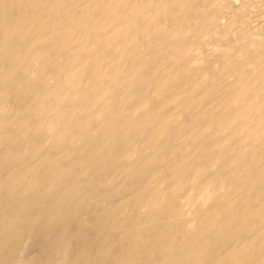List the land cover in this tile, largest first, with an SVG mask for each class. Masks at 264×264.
<instances>
[{"label": "rangeland", "instance_id": "rangeland-1", "mask_svg": "<svg viewBox=\"0 0 264 264\" xmlns=\"http://www.w3.org/2000/svg\"><path fill=\"white\" fill-rule=\"evenodd\" d=\"M57 1L56 0H27V1L0 0V89H1L0 90V149H1L0 150V172H1L0 173V192H1L0 193V264H124V263L125 264L127 263L128 264H157V263L181 264L182 261H185L182 264H239L238 261L241 260L240 262H242L245 258H241V256L240 258H238V256L236 255L238 253L237 250H239L237 249V245L242 244L243 242H244L243 243L244 246L245 243H247L245 246L246 248L245 250L246 251L249 250V251L244 252L246 254L248 253V255L246 254L243 255V253H240L242 254V257L247 256L249 258L252 255L253 259L249 258V260H247L248 262L250 261L249 264H253V263L262 264L261 262L264 261V249L260 248L259 245L258 247H256L255 245H251V247L248 246L247 248V245H249V241L251 244H253V239L255 238L257 230L259 229L258 226L262 223L260 219L258 218L255 219V217L252 216V211H250L252 210L251 206L254 207V208L252 207L253 209L255 210L257 209L258 205L256 203H258L259 197L257 198L256 197L257 194H256L254 196V200L252 199L253 205L251 204V202H248L249 206L247 205L245 209H243L242 208L243 206L241 207L240 205H242L241 198L243 200L242 196L244 195V191H245L246 182L244 178H241L240 181L238 182L237 181L235 182L236 179H234L233 182L234 177L230 176V179H232L231 183H229L230 185L227 183L226 185L227 187L226 186L224 188L219 187L218 182L216 181L218 180L220 173L227 174L229 173V171H231L230 165L227 163L226 160H221L218 164L214 162L216 160V157L215 159L212 157H213V153L214 154L216 153V149H212L213 142L208 138V136L206 135L201 136V132L199 130H198L199 131L198 138H196L195 141L192 140L191 142L189 141L188 143L186 142L187 140H183L186 137H188L189 131H191L190 123L194 119V117L193 118L191 117L190 119V117H188L189 114H187L188 116L186 115V117L184 115L176 116L178 117V121L176 122V125L178 126H176L174 130L171 129L172 132L170 133L171 136L169 135L170 137H167L166 139L162 138L158 143L156 141L155 143H152L154 142L152 141L153 137L149 135H148L149 137L146 135H140L143 136L141 138L140 136L138 137L136 135H132L131 139L129 138L131 134L127 135L128 137H125L124 138L125 140L123 139L120 143L121 145L120 150L116 151L117 153H115L116 155L119 154L120 156L112 155L113 157L112 156L111 157L112 158L116 157V159L114 158L115 160L111 162L110 166L108 164L105 165V163H101L100 161L102 160V158L105 159V155L108 156L109 154H101L99 155V158L100 156L102 157V155L103 157L101 159L97 158L100 161L99 164L101 167L98 166L99 164H96L98 162L96 160L91 162L86 161L87 165L85 164V162H80L81 160L77 161V159H74L73 161L70 160V162L62 161V163H60L61 160L59 159V157L61 158L63 155H65L66 151L64 152L63 149L66 150L67 149L66 146L68 145L67 142H65L64 144V141L63 142L58 141L56 143L54 142L51 145L52 149H48L49 145L46 143V139L49 134V132H47L48 131L47 122L50 119V117L52 118V115H56L55 113L56 110H53L52 107L50 106H49L50 108L47 106V108L49 109H46L45 106L43 107L44 103L43 105L42 103H40V107H42V109H38V110L41 112H39L38 110L34 111L36 108L35 105L37 106V104H39V102L37 101L39 98L38 93L39 95L43 94V96H41L42 98L44 97L46 98V95L43 92H40V90L39 92H37L36 95L35 93L33 94L31 93L27 95L26 94L19 95L16 92L15 86L14 84H12L13 82L9 79V75H10L9 73L11 71V67H13L11 66L13 63H10L12 62V60L10 59L11 56L9 55H12L11 52L14 49L32 50L33 48L31 47L35 48L37 46L34 45L36 44L34 43L36 42V40L37 41H39L40 39L42 40V37L44 38L45 35H48L45 36L46 38L50 36H54L58 32L56 31L55 34L54 32L55 30L51 28H47V29L37 28L39 31L37 30V32H34L36 31L35 29L36 26L32 25L31 27L27 28L29 29L28 32L30 31L29 34L26 32L27 29L24 32L25 34L31 35L32 37L30 36L25 37V34L22 35L23 34L22 32H20V34L17 33L19 37L21 36L23 38L24 36L23 39H25L24 41L26 43L24 41L21 42L22 38H18L19 39L18 41L20 42H18L17 44L15 43L12 44L10 39L13 34L12 32L14 31L11 30L13 28V26L11 25L12 24L11 21H13L12 19H20L21 17L22 18L42 17L43 19L46 18L50 19L51 17H53L52 20L54 19L62 20L65 17L67 18V15L69 16L75 15L76 17L80 16V18H82L85 15V14L83 15V13L86 11V9L88 10V12L91 13V16L93 15L94 17H97L99 15V17H101L100 16L102 15L101 11L103 10V12H105L104 11L105 8H102V10L100 8L108 5L107 3H110V1L112 2L114 0H109V2H107V0H95V1L72 0L69 6H65L66 8L63 6L64 4L60 6V3H62L60 1L62 0H57ZM124 1L128 6L118 7L120 9L119 11H121V14L120 13L116 14L115 15L116 17H121V16L124 17L126 13H128V15L126 14V16H130V13H133L132 6L134 5L135 7L137 4L136 7H138V3L139 4L142 3L141 4L142 7L139 6V8H137L139 9V12L141 13L143 11L145 13L144 17L142 18H147V17L156 18L158 16L162 17L163 14L160 6L168 3L170 0H124ZM93 3L95 5L99 3V5H96L99 7H94ZM102 3L103 4L106 3V5H103ZM152 3L153 4L155 3L154 5H156V3L157 5L160 4L161 5L159 7L157 6L148 7L149 4L153 5ZM210 4H212V6H214L215 8L213 7L214 8L213 9L210 6ZM58 5L60 6V8ZM86 5L88 6L89 9L86 7ZM90 6L92 7L90 8ZM198 8H200L202 14V15L200 14V16H197L199 19L194 15H192L194 17L192 18L194 22L191 19L193 22L192 24L190 18H185L184 19L185 21L183 22L184 24L180 26L182 31L179 28V32L182 33L179 35L180 38L179 37L177 38L178 41L169 42L171 44L172 43L175 44L178 42V44L182 46L188 45L189 50H162V51L157 50L159 52H157L156 50H141L142 52H146L145 56L149 59V61L153 65H155L156 67L157 65L158 67H160L161 65H162L161 67H163L168 63L170 65L172 64L170 62L177 60L176 57L180 58L179 60H181L183 64L186 63L185 65L193 64V66L205 67L207 68L208 72L209 70L211 71L214 70L216 67L218 68L222 66V64L226 60L232 61V64L235 63L233 65H236L238 67L241 66L243 67L246 65L251 66V65H255L256 63L264 65V0H228V1L207 0L205 2L200 3V5H198ZM94 11L97 13H94ZM122 11H125V13L123 12L124 14H122ZM74 12H77V14L76 13L74 14ZM117 15H121V16H117ZM216 17L217 20L215 19ZM188 19L189 21H186ZM34 26L35 28H32ZM31 28H32V32H34L33 35L30 30ZM69 30H68L69 32L72 31V29L70 28ZM75 31L80 32L81 30H75ZM9 32H11V34H9ZM41 32L43 33L42 36H38L41 35ZM51 32L54 34L51 35ZM35 33H37L36 38H35ZM80 33H84V32L81 31ZM60 35H64V33L59 32L56 36H60ZM154 36L156 35L154 34L149 35V37L152 40L155 38ZM27 40L32 41L31 47H29L31 45L30 41ZM43 40H45V38ZM64 40H66V42L68 41L67 43L63 41L64 44L67 45L69 43L68 44L69 46L68 45L64 46L63 42L61 45H63L66 49H69L70 48L69 40L67 39ZM6 46L8 47V49ZM14 46L16 47L13 48ZM177 53L179 56L177 55ZM23 55L26 54L24 53ZM26 56L27 57L30 56L31 59L33 57L31 56V54ZM171 59L173 60L171 61ZM26 60H27V64L29 65L30 63H28V61L30 60H28V58ZM44 76L45 75H43L44 78L43 84L46 85V86L44 85L45 87L47 86L48 88L53 87V84L57 86L58 83L60 85L59 80L53 78L54 79L53 81L52 77L49 76L50 82H48L49 77L45 79L46 76L45 77ZM44 86H42L41 88L42 90L43 88H45ZM43 91H45V89ZM16 95L17 97L18 96L21 97L17 98ZM194 97L191 101L195 100L196 98H197L196 100H198V97L195 98ZM30 98L31 99L33 98L32 102L35 101L36 103L35 105H33L34 102L32 103L30 101ZM189 98L191 99V96H189ZM19 99L22 100L21 103L19 102L20 101ZM44 101H45V105H47L46 103L48 101L47 98ZM181 101L182 103L184 102L183 100ZM26 102L29 104V108ZM177 103L181 104L180 101H177ZM171 107L173 108V106ZM31 108L33 111H31ZM43 109L45 111H42ZM17 111L21 113H18ZM93 111L95 113L94 112L92 113L93 115L95 114L94 116L96 117L97 110L96 111L93 110ZM92 113H88V123L86 128L90 127L92 129L94 127L92 125L94 121L92 119L93 117L91 116ZM19 114L22 115L18 116ZM171 115H168V117H171ZM15 116L16 118L18 117V119H16ZM12 118L14 120H12ZM19 119L21 120L19 121ZM11 120L12 123H14L13 125H11L12 127L9 126ZM15 121H17V123L20 124L18 125ZM99 121L100 122L98 123L100 124L98 125L97 123L98 126L97 129L101 127H102L101 129H103V130L99 129V131L105 132L106 130V132H108V130L109 131L112 130L111 127H113V123L111 122V120L109 121L108 118L105 119V117L103 116L102 119ZM195 121L196 119L193 122ZM27 122L30 123L26 127L27 124L25 125L24 123ZM110 122L112 124H110ZM30 124H33V126L32 125L30 126ZM23 125L24 127H22ZM187 125L189 126V129ZM13 127H16L17 129ZM181 127L185 129L184 131L186 130L188 131L186 132V134L184 132L183 135L184 137L181 138L180 141L176 139L177 138L176 135H178V132L183 133ZM178 128H181V130ZM20 129L26 130V132H24L23 130L22 132ZM19 131H21V133ZM8 136L10 137V139L12 137H14L15 139L18 138L16 141H13L11 139L15 146L12 144V141H11L12 145H10V147L9 145H4L7 144L6 139ZM27 136L29 137L31 136V139L34 140V143L33 140L31 142L30 138L28 137L29 138L28 139ZM173 139L176 141H174ZM124 142H126V144ZM146 142L148 143V146ZM45 143L47 145L46 148H44ZM61 143H63V145ZM211 143H212V147L211 145H209ZM30 144H34V145L36 144L38 146L35 145L33 147V145ZM122 144H124L123 147ZM128 144L130 146H128ZM58 145H59L58 149L59 148L60 150L62 149L60 152L58 149H57L58 151L55 150ZM7 146L9 148H7ZM126 146H128V148ZM5 147L7 148V150H5ZM29 147L31 148L28 150ZM34 148H36V152ZM77 148H75L76 150L74 149L75 154L77 151H80V147L79 149ZM22 150L23 152L24 151L25 152L23 153ZM38 150L41 151L39 152ZM54 150L55 152L52 153V151ZM127 150L130 151L127 152ZM7 151L9 152L7 153ZM11 151L13 152V154H10ZM32 151H34L35 153ZM43 151L45 152V154L43 153ZM123 153L124 154L126 153L125 157L124 155H122ZM41 154L43 156H41ZM46 154L48 155L46 156ZM7 155L9 157H7ZM76 155L78 159H84L83 157L78 156V154ZM48 156H50V158L53 160L52 162ZM107 156L106 158L110 157ZM73 157L76 158V156ZM44 159L46 160L44 161ZM58 159L59 162H57ZM109 160H111V158H109ZM209 160L211 162L213 161L214 164L212 165L211 162H208ZM53 162L58 163V165L61 164L60 167L64 163L63 165L64 169H62L63 167L60 168L55 163L53 164ZM89 162L92 166L88 164ZM94 162L96 165H94ZM72 163L76 165V167L74 166L75 168L73 167ZM113 164L116 166H113ZM102 165L104 166L105 169L104 168L102 169L103 167ZM199 165L201 167H204L205 169L204 168H203L204 170L202 168L200 169ZM54 166L58 167V169H56V167ZM87 166L88 168L89 167L90 168L88 169ZM105 166L106 167L108 166V168L109 167L110 168L106 169ZM209 166H211L212 168H210ZM91 167H95V168H91ZM35 168H38L40 171ZM210 169H213V171ZM62 170L64 171L62 172ZM70 170H72V173H70L71 172ZM80 170L82 172H85L86 174L82 173ZM214 170H216L217 172L216 174L219 173V175H217L218 178L215 176L217 178V179L215 178V181H214V175L216 174L214 175L209 174L211 173V171L214 172ZM205 171H207V173ZM29 172L33 174L31 175ZM38 172L44 174V176L43 175L40 176ZM196 172L198 173L199 176L197 175ZM204 172L206 173V175L205 176L201 175ZM138 173L139 175H137ZM69 174L72 175L70 176ZM210 175L213 177V179ZM227 175H232V174L230 172ZM29 176L31 179L29 178ZM208 176L211 178L208 179ZM41 177L44 179H42ZM58 177H61L62 180L61 178ZM200 177H202V179L204 180H200L201 179ZM205 177L207 178L205 179ZM33 178L34 181L32 180ZM45 178H47V181ZM12 179H15L16 181L13 180L14 181L13 182ZM17 179L19 182L17 181ZM27 179H30L31 181ZM203 181L205 182L214 181V183L216 184L210 182L212 185H209L208 182L205 183ZM6 182L8 183L6 184ZM40 182L44 183L45 185L41 184ZM68 185H70V187ZM200 185H202V187ZM215 185L216 187L214 188ZM24 186H26L27 190L29 187L30 191L29 190L27 191ZM206 186L212 189L207 190ZM32 187L34 188L32 189ZM39 189H40V193H39ZM207 191L211 196L210 199L206 198V194H208ZM29 192L32 196L29 194ZM34 196L37 197L35 198ZM30 197H32L33 199H30ZM255 198L257 201L255 200ZM58 199L59 200L61 199L62 201H59ZM57 202H59V204L57 205L56 208L54 206H56ZM239 207H241L243 211L241 210V208L239 209ZM19 208L21 209V211ZM57 210L61 212L59 213L61 215L56 214ZM239 210H241V214L238 213L240 212ZM246 211L248 212L250 211L249 212L250 214L247 213ZM49 212L51 213V215L49 214ZM222 219L223 220L227 219V220L223 221ZM225 222L227 225L224 224ZM43 223L44 226L42 225ZM256 223L258 224L256 225ZM218 225L221 226L222 228L219 227ZM250 225H253V228H251L252 226L250 227ZM254 226H256V228ZM240 227L242 232L246 231L247 234L246 233L243 234L240 230ZM247 227L250 230L251 229L254 230L247 231L248 230ZM218 228H221V230ZM223 228L226 230V232H224L225 230ZM235 228L239 229L240 231H238L237 229L234 230ZM198 231L200 232L198 233ZM238 232L240 233L237 234V236H235L236 233ZM199 234L200 237H197V240L196 238H193V235H199ZM169 235L173 241L169 239L168 237ZM239 235L244 240H242L241 237L240 239ZM186 239H188L189 241L188 240L186 241ZM206 239L207 240L209 239L210 241L208 242L206 241ZM200 240L203 241V244ZM216 241L219 243V245L222 244V246L221 245L219 246ZM214 242L216 243V245L214 244ZM210 243L212 246H208ZM199 245L202 246V248ZM203 245L206 246L204 249H203ZM217 245L221 248L222 247L224 248H222V250L220 251L221 248L217 247ZM240 246L241 245H239L238 247L244 248L243 246L242 247ZM209 247L212 248V250ZM254 247H256L259 250V251L257 250L258 255L255 254L257 252H256V248ZM206 248L208 250L210 249V251L209 252L206 251ZM215 249L218 252H214L216 251ZM223 249L225 250L223 251ZM172 250L174 253L172 252ZM177 250L178 252H176ZM190 250L192 251L190 252ZM193 250L195 252H193ZM201 250L202 252H200ZM198 251L200 252L199 253L200 256H197L199 255L197 253ZM205 251L206 253L208 252L209 254L208 253L205 254L204 253ZM226 251L228 252L227 255L225 253ZM250 252H254V253H250ZM233 253L235 254V256ZM178 254H180L181 256ZM189 254L191 255V257H189ZM201 254L202 255L205 254L206 257L204 255L202 256ZM222 254H224V256H222ZM229 254L234 257L230 256L228 257L229 259H227V256H229ZM253 254L255 256H253ZM259 254L263 256H260ZM177 256L179 257L176 258ZM259 256L260 258H258ZM182 257L183 259L180 262ZM261 258L263 261L260 260ZM233 259L235 260L236 263L232 261ZM246 259L244 261L248 264ZM253 260L254 261L256 260L255 261L256 263L253 262ZM259 260L260 263H258Z\"/></svg>", "mask_w": 264, "mask_h": 264}, {"label": "bare ground", "instance_id": "bare-ground-1", "mask_svg": "<svg viewBox=\"0 0 264 264\" xmlns=\"http://www.w3.org/2000/svg\"><path fill=\"white\" fill-rule=\"evenodd\" d=\"M71 1L72 0H65V1L62 0V1H60V2H62V3H60V6H62V4H64L63 5L64 7L69 6ZM205 1H207V0H170L168 3H166L162 6H160L161 5L160 3H159L160 5H157L158 2L156 3V5H154L155 3L154 4L152 3L153 5L149 4L148 7H151V6L152 7L153 6L159 7L160 6V8L162 9L163 16L159 17L157 15L158 17H156V18L155 17L154 18H151V17L142 18V17H144L145 13L143 11L140 13L139 9H137V8H139V6L142 7L141 6L142 3L141 4L138 3V7H136L137 4L135 7H134V5L132 6L133 13H130V16H126V14L128 15V13H126L124 17L121 15H117V16H121V17H116L115 16L116 14H119V13L121 14V11H119L120 9L118 7H123V6L126 7L128 5L125 3L124 0H114V1H112L113 3L111 1H110V3H107L108 5H106V3L105 4L102 3L103 5H106V6L101 7L100 9L102 10V8H105L107 11L104 9L105 12H103V10H102L101 11L102 15H100L101 17H99V15L97 17H94L93 15L91 16V13L88 12V10L86 9V11L83 13V15L85 14L86 16L84 15L82 18H80V16L76 17L75 15H70V16L67 15V18L65 17L66 19L65 18L62 19L63 17L59 18L62 20H58V19L52 20L53 17H51V16H50L51 17L50 19L49 18L47 19L46 17H45L46 19H43L42 17H39V18H28V17L22 18L21 17L20 18L21 20L20 19H12L13 21L10 20L12 23L11 25L13 26V28L11 30H13L14 32H12L13 34H12L11 39L9 38L11 40L12 44H14V43L17 44L18 42H20V41H18L19 40L18 38H22L21 36L19 37L17 33L20 34V32H22L23 34L22 33L21 34L24 35L25 30L28 27H31L32 25L36 26V28H35V26L32 27V28L36 29V31H34V32H37L38 29L51 28V29L55 30L54 31L55 34L57 31L58 33L59 32L64 33V35L56 36L58 34L57 33L56 35L50 36L47 38L45 36H48V35H45L44 36L45 40H43L44 39L43 37H42V40L39 37V39H40L39 41L36 40V42H34V40H33V42L36 43V44H34V43L33 44L38 46V47L36 46L35 48L31 47L32 46V43H31L32 41H30L31 39L27 40V41H30L31 45L29 47L33 48L32 50L31 49L30 50H26V49L25 50H20V49L15 50L14 49L11 52L12 55H9V56H11L10 59L12 60V62H10V61L9 62L13 63L11 65L13 67H11V71L9 73L10 74L9 79L13 82L12 84H14L16 92L19 95H23V94L27 95V94H31V93L32 94L35 93V95H36L37 92H39V90H40V92H43L46 95V98L48 100L46 102L47 105H45V101H44V100H46V98L45 97H44L45 99L42 98L41 96H43V94L39 95V93H38L39 98H38V100L36 98L35 99L39 102V104H37V106H36L35 101H33L34 102L33 105H35V107H36L34 111H37L38 109H42V107H40V103H42V105L44 103L43 107L45 106L46 109H49L50 107H52L53 110H56V112H55L56 115H52V118L50 117V119L47 122L48 131L47 130L46 131L49 132V134L47 133L48 137L47 136H45V137H47L46 143L49 145L48 149H52L51 145L54 142L56 143L58 141L59 142L64 141V144H65V142H67V144H68L66 146L67 149L66 150L63 149L64 152L66 151L65 155H63L61 158L59 157V159L61 160L60 163H62V161L63 162L64 161L70 162V160L73 161L74 159H77V161L81 160L80 162H85V164H86V161L91 162V161L96 160V161H98L96 164H99V162L101 161V163H105V165L108 164L110 166L111 162H113V160L116 159V157H114L115 159L112 158L113 157L112 155L115 156L116 155L115 153H117L116 151L120 150V148H121L120 143L125 137H128L127 135L131 134L129 137L130 139H131L132 135H136L138 137L140 135H146V136L149 135V136L153 137V140L152 139L151 140L154 142H152V143H155V141L158 143L162 138L166 139L167 137H170L171 136L170 133L172 132L171 129L174 130L175 127L178 126V125H176V122L178 121V117H176V116L184 115L186 117V115L189 114V116L188 115L187 116L190 117V119H191V117L192 118L194 117L193 121L196 119L195 122L190 120V121H192L190 123V129H191V131H189L190 136L188 135V137H186L188 139L185 138L183 140H187L186 142H188V143H189V141L191 142L192 140L195 141V139L198 138V135H199L198 132L199 131L201 132V136L202 135L208 136V138L213 142V148L212 149H216V153L215 154L213 153V157H212L214 159L216 157V160L214 162L216 164H218L221 160H226L227 163L230 165V169H231V171H229V173L231 172L232 175H227L229 173H227V174L226 173L225 174L220 173V176L218 178L217 175H219V173L216 174L217 173L216 170H214L215 173L212 172L213 169H210L212 171L209 174H211V175L216 174V175H214V181H215V178L217 177L218 180L216 182H218V185L221 188H224L227 185V183L228 184L231 183L232 179H230V176L234 177V178L232 177L233 182H234V179H236L235 182L240 181L241 178L245 179V182H246L245 183V191H244V195L242 196L243 200L241 198L242 205H240L241 207L243 206L242 207L243 209H245V207L248 205V202H251V204L253 205L252 199L254 200V196L257 194L256 197L257 198L259 197L258 203H256L258 205V207L255 210V209H253L254 207L250 205L251 209H252L250 211H252V216L255 217V219H257V218L260 219L262 223L258 226L259 229L257 228L258 230H257V233L255 235V238L253 237L254 238L253 244H251L249 241V245H247V248H248V246L251 247V245H255L256 247H258V245H259L260 248L264 249V65L257 64L255 62L256 63L255 65H251V66L246 65L243 67L242 66L238 67L236 65H233L235 63L232 64V61L226 60V61H224L222 66H220L218 68L216 67L214 70H211V71L209 70V72H210L209 73L207 71V68H205V67L193 66V64L192 65H189V64L185 65L186 63L183 64L181 62V60H179L180 58L176 57L177 58L176 61L174 60L173 62H170L172 64L169 65V63H168L167 65H165L163 67H161L162 65L160 67H158V65H157V67H156L145 56L146 52L141 51V50H156V51L157 50H159V51L160 50L161 51L162 50H189L188 45L182 46V45L178 44V42L175 44L174 43L171 44L169 42L170 41L171 42L178 41L177 38L179 37L180 34H182L179 32V28L182 24H184L183 22L185 21L184 20L185 18H190V21L192 22V20H193L192 18H194L192 15H194L195 17L200 16L201 11H200V8H198V5H200V3L205 2ZM98 2H100V1H98ZM107 2H109V0H107ZM31 3H33V2H31ZM76 3H78V2H76ZM96 5H99V3H97ZM96 5L94 4V7H99ZM60 6H59V8H60ZM210 6L212 8L214 7V6H212V4H210ZM86 7L88 8L87 5H86ZM91 7L92 6H90V8ZM157 7H155V8H157ZM31 9H32V7H31ZM123 9H121V10H123ZM201 9H202V7H201ZM158 10H160V9H158ZM125 11H122V14H124ZM202 12H203V10H202ZM50 13H52V12H50ZM75 13L77 14V12H74V14ZM94 13H97V12L94 11ZM35 14H34V16H35ZM59 16H60V14H59ZM219 18H220V16H219ZM215 19L217 20V17ZM186 21H189V19ZM193 22H194V20H193ZM193 22H192V24H193ZM12 26H10V27H12ZM32 28L30 29L31 32H32ZM69 28L72 29L71 32H69L70 31ZM35 29H33V30H35ZM215 29H216V27H215ZM28 30L29 29H27L26 32L29 34L30 31L28 32ZM75 30H81L84 33H80L81 31L80 32L77 31V32H79V33H77ZM180 30H181V28H180ZM132 31H134V32H132ZM215 31H217V30H215ZM15 32H16V34H15ZM34 32H32V35ZM52 32H51V35L54 34ZM136 32H139V33H136ZM135 33H136V35H135ZM150 33L156 35V36H154L156 39L154 38L152 40L149 37V35H151ZM9 34H11V32H9ZM28 34H25V37L26 36L32 37L31 35H28ZM36 34L37 33H35V38H36ZM42 34L43 33L41 32V35H38V36H42ZM44 34H46V33H44ZM49 35H50V32H49ZM23 38H24V36H23ZM23 38H22L21 42H23L25 40ZM64 39L69 40V42H70V48L69 49H66L64 47V46H67L69 44L68 43L67 45H65L64 42H66V40H64ZM62 42H63L64 46L61 45ZM243 42H245V41H243ZM16 46H14L13 48H15ZM7 49H8V47H7ZM46 49H48V50H46ZM159 51H157V52H159ZM24 53L26 55L31 54V56H33L32 59L30 58V56L27 57L26 55H23ZM22 55H23V57H22ZM177 55H178V53H177ZM6 56H7V54H6ZM27 58H28V60H30V61H28V63H30L29 65L27 64V60H26ZM173 59H171V61ZM233 60H234V58H233ZM43 75L46 76V77L44 76L45 79H47L49 76H51L52 79L55 78V79L59 80L60 85H59V83H58V85L56 83L57 86H55L53 84V87H50V88H48V86L45 87L46 85L43 84V79H44ZM48 79H49L48 82H50V77ZM53 81H54V79H53ZM11 86H13V85H11ZM42 86L45 87V88H43V90L45 89V91H43L41 89ZM189 96H191V99L189 98ZM194 96L198 97V100H196L197 99L196 98L195 99L196 101L195 100L191 101ZM9 97H11V96H9ZM16 97H17V95H16ZM18 97H21V96H18ZM22 97H24V96H22ZM29 97H30V95H29ZM185 97H186V100H185ZM32 99L30 98L31 102H32ZM22 100H20L19 102L21 103ZM41 100H43V101H41ZM181 100H183V101L185 100V101L182 103ZM188 100H190V101H188ZM177 101H180L182 105L178 104ZM26 104H28V103L26 102ZM209 104H210V107H209ZM24 105H22V106H24ZM47 106L48 107L50 106V107L47 108ZM171 106H173V108ZM20 107H21V105H20ZM28 108H29V104H28ZM171 108H172V110H171ZM93 110H95V111L97 110L96 117L94 116L95 114L93 115V113H92V112H94ZM14 111H15V109H14ZM31 111H33L32 108H31ZM42 111H45V110L43 109ZM39 112H41V111H39ZM13 113H15V112H13ZM18 113H21V112H18ZM88 113H92L91 116L93 117L92 119L94 120L92 123V125L94 127L92 129L90 127L86 128L87 123H88ZM171 113H172V115H171ZM34 114H35V112H34ZM196 114H199V115H196ZM20 115H22V114H19L18 116H20ZM168 115H171V117H168ZM53 116H55V117H53ZM103 116L105 117V119L108 118L109 121L111 120V122L113 123V127H111L112 128L111 131H109L108 129H107L108 132H106V130H105V132L99 131V129H101L102 127L97 129L98 128L97 123L100 122L99 120H101ZM15 118H16V116H15ZM16 119H18V117ZM187 119H189V118H187ZM12 120H14V119L12 118ZM12 120L10 121V125H9L10 127H12L11 125L14 124V123H12ZM20 120L21 119H19V121ZM15 122L17 123V121H15ZM23 122H26V121H23ZM111 122H110V124H112ZM29 123L27 122L24 124L25 125L27 124L26 125V127H27ZM99 124L100 123H98V125ZM31 125L33 126V124H30V126ZM92 125H91V127H92ZM22 127H24V125ZM13 128H16V127H13ZM181 128H178V129L181 130ZM28 129H29V127H28ZM188 129H189V126H188ZM101 130H103V129H101ZM184 130L185 129L182 128L183 133L178 132V135H176L177 138L174 135L173 136L176 139L180 140L181 138L184 137L183 136L184 132L186 134V132L188 131V130H186V131H184ZM21 131H19V132L21 133ZM23 131L26 132V130H23ZM31 131H33V130H31ZM13 134H14V132H13ZM28 134H29V132H28ZM16 135H17V133H16ZM14 136H15V134H14ZM28 137L29 136H27V138ZM141 137H143V136H140V138ZM29 138L32 142L33 139H31V136ZM63 138H65V139H63ZM140 138H138V139H140ZM5 139H4V141H5ZM11 139L13 141H16L18 138L15 139L14 137H12ZM11 139L8 136L6 139L7 144H4V145H9V147H10V145L13 144V141ZM130 139H129V141H130ZM146 139H149V138H146ZM23 140H21V141H23ZM11 141H12V144H11ZM174 141H176V140H174ZM33 143H34V140H33ZM46 143H45V146L43 145L44 148H46V146H47ZM124 143L126 144V142H124ZM61 144L63 145V143H61ZM16 145H17V143H16ZM30 145H33V147H34L36 144L35 145L30 144ZM54 145H56V144H54ZM59 145L57 146V148L55 147L56 148L55 150L56 151L59 150V152H60L62 149L61 150H60V148L58 149ZM209 145H211V147H212V143ZM36 146H38V145H36ZM123 146H124V144H122V147ZM128 146H130V145L128 144ZM128 146H126V147L128 148ZM147 146H148V143H147ZM9 147L7 146V148H9ZM79 147H80V151H77L76 154H78V156H80V157H83L84 159H78L77 155L75 154L74 149L75 148L79 149ZM7 148L5 147V150H7ZM22 148H25V147H22ZM30 148L31 147H29L28 150ZM36 148H34L35 152H36ZM8 150H10V149H8ZM55 150L52 151V153L55 152ZM25 151H26V149H25ZM122 151H123V149H122ZM129 151L127 150V152H129ZM8 152L9 151H7V153ZM11 152H10V154H13V152L12 153ZM22 152H23V150H22ZM32 152H34V151H32ZM49 152H51V151H49ZM43 153L45 154L44 151H43ZM101 154H109L108 156H110V157L105 155V159H104V158H102L103 157V155H102V157L100 156V158H99V155H101ZM120 154H121V152H120ZM125 154L123 153L122 155H124V157H125ZM8 155H7V157L10 156V155L9 156ZM47 155L48 154H46V156ZM50 155H51V153H50ZM118 155H116V156H118ZM214 155H216V156H214ZM3 156H1V157H3ZM41 156H43V155L41 154ZM73 156H76V158ZM106 156L108 158H106ZM48 157L50 158V156H48ZM97 158H99V159L102 158V160L99 161V159H97ZM109 158H111V160H109ZM11 159H13V158H11ZM59 159L57 162H59ZM45 160L46 159H44V161ZM37 161H38V159H37ZM52 161L53 160L51 159V162ZM77 161H76V163H77ZM90 162L88 163L89 165H91ZM116 162H117V160H116ZM208 162H211V161L209 160ZM39 163H41V162H39ZM54 163L55 162H53V164ZM211 163H212V165L214 164L213 161ZM55 164L59 167L61 165V164L58 165V163H55ZM96 164L94 162V165H96ZM44 165H45V163H44ZM44 165H42V166H44ZM63 165H64V163H63ZM63 165L60 168H62ZM72 165H73V167L74 166L76 167V165H74L73 163H72ZM42 166H41V168H42ZM98 166H100V164ZM98 166H97V168H98ZM113 166H116V165L113 164ZM34 167H35V165H34ZM54 167H56V166H54ZM199 167H200V169L204 168V167H201L200 165H199ZM209 167L212 168L211 166H209ZM65 168H66V166H65ZM78 168H80V167H78ZM87 168H88V166H87ZM91 168H95V167H91ZM103 168H104V166L102 167V169ZM109 168H108V166L106 167V169H109ZM35 169H38V168H35ZM50 169H52V168H50ZM56 169H58V167H56ZM62 169H64V167ZM111 169H112V167H111ZM38 170H36V171H38ZM48 170H49V168H48ZM53 171H56V170H53ZM63 171L64 170H62V172ZM70 171H71L70 173H72V170H70ZM84 171H85V168H84ZM86 171H88V170H86ZM57 172H58V170H57ZM205 172L207 173V171H205ZM38 173L40 174V176L41 175L44 176V174H42L40 172H38ZM82 173H85V172H82ZM204 173H202L201 175L205 176L206 173L205 174ZM36 174H37V172H36ZM73 174H74V171H73ZM77 174H78V172H77ZM62 175H64V174H62ZM69 175L71 176L72 174H69ZM137 175H139V173ZM197 175H198V173H197ZM30 176H29V178H30ZM53 177H54V175H53ZM73 177H75V176H73ZM202 177H200L201 178L200 180H204V179H202ZM211 177L208 176V179ZM34 178L32 179L33 181H34ZM47 178H48V176H47ZM47 178H45L46 181H47ZM58 178H61V177H58ZM62 178H63V176H62ZM62 178H61V180H62ZM206 178L207 177H205V179ZM30 179H27V180H30ZM38 179H39V176H38ZM42 179H44V178H42ZM212 179H213V177H212ZM13 180H15V179H12V181ZM27 180H26V182H27ZM17 181H18V179H17ZM214 181H212V182L206 181V182H208L209 185H212L211 183H214ZM203 182H205V181H203ZM7 183L8 182H6V184ZM208 183H207V185H208ZM41 184H44V183H41ZM214 184H216V183H214ZM22 185H24V184H22ZM204 185H206V184H204ZM14 186H15V184H14ZM32 186H34V185H32ZM68 186L70 187V185H68ZM200 186L202 187V185H200ZM24 187L27 190L26 186H24ZM215 187H216V185L214 186V188ZM33 188L34 187H32V189ZM208 189H212V188L207 187V190ZM28 190H29V187H28ZM8 192H9V190H8ZM72 192H73V190H72ZM39 193H40V189H39ZM207 193H208V191H207ZM258 193H259V195H258ZM27 194H28V192H27ZM29 194H30V192H29ZM39 195H41V194H39ZM210 197L211 196L209 195V193L206 194L207 199H210ZM19 198H21V197H19ZM30 199H33V198L30 197ZM255 200H256V198H255ZM59 201H62V200L60 199ZM256 201H254V202H256ZM58 204H59V202H57L56 206H54V207L57 208ZM239 204H240V201H239ZM256 204H255V206H256ZM62 205H65V204H62ZM33 206H35V205H33ZM241 207H239V209ZM58 208H61V207H58ZM242 208H241V210L243 211ZM241 210H239L240 212H238V213L241 214ZM20 211H21V209H20ZM58 211L59 210H57V212ZM63 211H64V209H63ZM57 212H56V214L61 213L60 211L58 213ZM246 212L249 213L248 211H246ZM49 214L51 215L50 212H49ZM59 215H61V214H59ZM54 216H55V214H54ZM48 220H50V219H48ZM224 220H227V219H224ZM67 222H69V221H67ZM258 223H260V222H258ZM258 223H256V225ZM3 224H4V222H3ZM224 224H226V222ZM42 225L44 226V223ZM140 227H141V225H140ZM219 227H221V226H219ZM241 227H240V230H241ZM250 227L253 228V225H250ZM254 227L256 228V226H254ZM221 228H218V229L221 230ZM237 228H235L234 230H236ZM237 230L240 231L239 229H237ZM245 230H247V229H245ZM249 230L250 229L248 228L247 231H249ZM251 230H254V229H251ZM255 231H256V229H255ZM199 232L200 231H198V233ZM224 232H226V230ZM241 232H242V230H241ZM86 233H87V231H86ZM239 233L240 232L236 233L235 236H237V234H239ZM242 233L244 234V233H246V231L245 232L243 231ZM200 234L199 235H193V238H196V240H197V237H200ZM240 235H239V238L241 237ZM190 236H192V235H190ZM204 236H206V235H204ZM204 236H203V238H204ZM251 236H254V235H251ZM168 237H169V239H171L170 235ZM187 240L188 239H186V241ZM202 240H200V241L203 244ZM242 240H244V239L242 238ZM206 241L209 242L210 240L206 239ZM236 241H237V239H236ZM238 241H240V240H238ZM204 242H205V240H204ZM208 242H206V243H208ZM206 243H205V245H206ZM243 243L237 245V249H239L237 251L239 254L237 253L236 255L238 256V258H240V256H241V258L246 259V258H248L247 256L242 257V254H240V253H243V255H245L246 253H244V252L249 251V250L248 251L245 250L246 249L245 246L247 243H245V246L243 245ZM214 244L216 245L215 242H214ZM194 245H195V243H194ZM218 245H219V243H218ZM218 245H217V247H219L220 245L222 246V244H220L219 246ZM239 245H241L240 247L243 246L244 248H239L238 247ZM185 246H183V247H185ZM208 246H212L211 243ZM189 247H190V244H189ZM192 247H193V245H192ZM200 247L202 248V246H200ZM205 247L206 246L203 245V249ZM256 247H254V248H256ZM219 248H221V247H219ZM222 248H224V247H222ZM222 248L220 249V251L222 250ZM210 249L212 250V248H210ZM210 249L208 250L206 248V251L209 252ZM197 250H198V248H197ZM202 250L200 252H202ZM224 250L225 249H223V251ZM257 250L258 249L256 248V252H257ZM191 251L192 250H190V252ZM195 251H196V249H195ZM195 251L193 250V252H195ZM206 251L204 252L205 254L208 253V252L206 253ZM172 252H173V250H172ZM176 252H178V250ZM200 252L198 251L197 253L199 254ZM214 252H218V251L216 250ZM262 252H263V250H262ZM211 253H213V252H211ZM225 253L227 255L228 252L226 251ZM250 253H254V252H250ZM259 253H261V252H259ZM205 254H203V255L206 257ZM255 254L258 255V252ZM178 255H180V254H178ZM193 255H195V254H193ZM246 255H248V253ZM259 255L263 256L261 254H259ZM197 256H200V254ZM222 256H224V254H222ZM230 256L231 255L229 254V256H227V259H229L228 257H230ZM234 256H235V254H234ZM234 256H231V257H234ZM253 256H255V255L253 254ZM260 256L258 258H260ZM178 257L179 256H177L176 258H178ZM189 257H191L190 254H189ZM249 258H252V255ZM249 258L246 259V261L249 260ZM182 259H183V257L181 258L180 262L182 261ZM230 259H232V258H230ZM237 259H236V261H237ZM123 260H125V259H123ZM244 260L242 262H240L241 260L238 261L239 264H245L246 262ZM260 260L263 261L262 258ZM260 260L258 263H260ZM232 261L235 262L234 259ZM255 261L253 260V262H255ZM257 261H258V259H257ZM175 262H177V261H175ZM183 262H185V261H182L181 264ZM249 262H248V264H249ZM251 263H252V261H251ZM261 263L264 264V261ZM157 264H160V263H157Z\"/></svg>", "mask_w": 264, "mask_h": 264}]
</instances>
